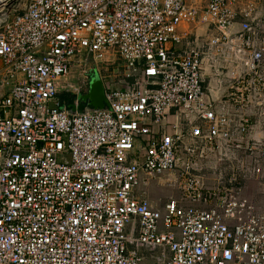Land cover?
I'll use <instances>...</instances> for the list:
<instances>
[{
  "label": "built area",
  "instance_id": "1",
  "mask_svg": "<svg viewBox=\"0 0 264 264\" xmlns=\"http://www.w3.org/2000/svg\"><path fill=\"white\" fill-rule=\"evenodd\" d=\"M242 1L0 0V264H264V205L243 177L250 158L264 175L246 113L264 118V40L235 32ZM198 28L217 33L200 45ZM236 41L243 71L211 100L209 53ZM111 54L119 86L89 67ZM95 73L104 108L85 100ZM155 184L174 195L151 199Z\"/></svg>",
  "mask_w": 264,
  "mask_h": 264
},
{
  "label": "crops",
  "instance_id": "2",
  "mask_svg": "<svg viewBox=\"0 0 264 264\" xmlns=\"http://www.w3.org/2000/svg\"><path fill=\"white\" fill-rule=\"evenodd\" d=\"M238 9V16H237V24L235 26V32H240L243 28L242 25L246 23H253L251 24L252 28L256 30L259 34L260 42L264 40V0H243ZM252 9L253 12L248 19H245L242 16V11H249ZM181 34L185 32L192 33L188 37H185L182 44L180 45L179 49H188L190 46H193L195 41L194 31L195 28L193 25L186 26L180 29ZM198 37L197 43L204 44L208 40L211 39V36L216 35V31L213 29L208 28H198L196 30ZM241 43H236L231 49L230 46H225V52L222 54H216L212 51L209 53L208 60H207V67H206V83L205 88L206 92L208 93L209 99L213 100H220L227 92L229 87V79L223 75L219 77L220 72L217 71L215 74L213 73L215 66H223L228 71H234L235 73L242 72L243 66L241 60L244 58L245 54L241 51ZM221 55V56H220ZM225 55V57H224ZM227 55H230L227 58ZM221 57V58H220ZM0 63V68H1ZM262 72L264 74V66L262 68ZM230 74V73H228ZM260 110L257 107L250 108L246 113L252 117L254 123L256 124L253 127L252 137H255L257 140H264V118L258 117V112ZM152 199V198H151ZM154 200V199H153Z\"/></svg>",
  "mask_w": 264,
  "mask_h": 264
},
{
  "label": "rangeland",
  "instance_id": "3",
  "mask_svg": "<svg viewBox=\"0 0 264 264\" xmlns=\"http://www.w3.org/2000/svg\"><path fill=\"white\" fill-rule=\"evenodd\" d=\"M221 56V55H220ZM230 55H227V58H229ZM225 57V55H224ZM221 58V57H220ZM124 62L123 60L117 55V54H111L110 58L103 64H97L95 63H89V67L91 68H98L103 77H105L108 80H112L117 86L121 85V83L125 82L124 74L125 69L123 68ZM86 70V67H83V65L78 63L70 77L67 79L66 83H64L62 86L65 88V91L62 92L61 98L63 101H65L67 104L73 97V91L75 89H80L81 87H84L83 77L82 73ZM219 71L220 75L227 77L230 81L238 77L241 72L235 73L234 71H228L225 69L224 65L217 67L215 66V69L213 73ZM243 71V70H242ZM230 73V74H228ZM229 81V82H230ZM258 159H255V162ZM210 162V163H208ZM206 164L207 168H215L218 167L220 169H227L229 170L232 165H228L227 163H224L222 159H216V161H208ZM262 163H259V165L262 167L264 172V159L261 160ZM247 169L245 170V173L243 175L244 177V186L245 191L247 192V196L250 198L251 201L264 205V175L261 177H254L253 176V159H247ZM177 195V193H175ZM174 195V192L172 190H169L167 188H159L157 184H155V188H151L150 196L152 199L159 201H166L169 198H171Z\"/></svg>",
  "mask_w": 264,
  "mask_h": 264
},
{
  "label": "water",
  "instance_id": "4",
  "mask_svg": "<svg viewBox=\"0 0 264 264\" xmlns=\"http://www.w3.org/2000/svg\"><path fill=\"white\" fill-rule=\"evenodd\" d=\"M72 100H76V96L72 97ZM85 100H89L90 104L94 108H104L107 104L106 97H105V87L103 80L101 79L100 75L95 73V75L91 79L90 83V92L85 97ZM73 112H75V107L71 106ZM84 107L81 106L80 110H83Z\"/></svg>",
  "mask_w": 264,
  "mask_h": 264
},
{
  "label": "flooded vegetation",
  "instance_id": "5",
  "mask_svg": "<svg viewBox=\"0 0 264 264\" xmlns=\"http://www.w3.org/2000/svg\"><path fill=\"white\" fill-rule=\"evenodd\" d=\"M73 102H74V101H73L72 98H71V100L69 101L68 105H69V106H72V105H73Z\"/></svg>",
  "mask_w": 264,
  "mask_h": 264
}]
</instances>
